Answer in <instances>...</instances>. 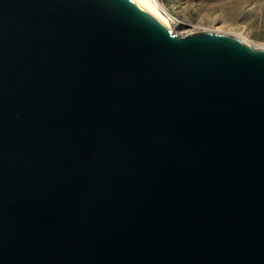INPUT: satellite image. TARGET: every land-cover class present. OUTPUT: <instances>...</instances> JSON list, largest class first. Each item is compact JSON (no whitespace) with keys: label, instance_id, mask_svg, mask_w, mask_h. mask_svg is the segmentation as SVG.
Segmentation results:
<instances>
[{"label":"water","instance_id":"1","mask_svg":"<svg viewBox=\"0 0 264 264\" xmlns=\"http://www.w3.org/2000/svg\"><path fill=\"white\" fill-rule=\"evenodd\" d=\"M0 264H264V48L0 0Z\"/></svg>","mask_w":264,"mask_h":264},{"label":"rangeland","instance_id":"2","mask_svg":"<svg viewBox=\"0 0 264 264\" xmlns=\"http://www.w3.org/2000/svg\"><path fill=\"white\" fill-rule=\"evenodd\" d=\"M171 29L236 36L264 48V0H151Z\"/></svg>","mask_w":264,"mask_h":264},{"label":"bare ground","instance_id":"3","mask_svg":"<svg viewBox=\"0 0 264 264\" xmlns=\"http://www.w3.org/2000/svg\"><path fill=\"white\" fill-rule=\"evenodd\" d=\"M134 1H136L138 4L143 6L146 10H148L150 13H152L154 16H156L159 20H161L165 25H167L168 27L171 28L169 20L166 17H164V15L160 11H158L156 9V7L154 6V4L152 3L151 0H134ZM185 34H188V32H181L179 35H185ZM241 40L243 41V39H241ZM246 43H248V42H246Z\"/></svg>","mask_w":264,"mask_h":264}]
</instances>
